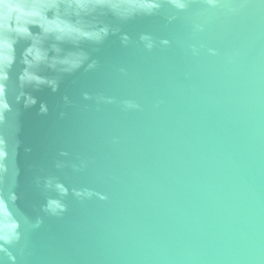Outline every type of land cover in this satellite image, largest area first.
Returning a JSON list of instances; mask_svg holds the SVG:
<instances>
[{"label":"water","instance_id":"water-1","mask_svg":"<svg viewBox=\"0 0 264 264\" xmlns=\"http://www.w3.org/2000/svg\"><path fill=\"white\" fill-rule=\"evenodd\" d=\"M0 264H264V0H0Z\"/></svg>","mask_w":264,"mask_h":264}]
</instances>
